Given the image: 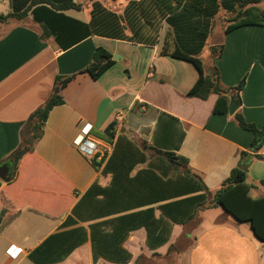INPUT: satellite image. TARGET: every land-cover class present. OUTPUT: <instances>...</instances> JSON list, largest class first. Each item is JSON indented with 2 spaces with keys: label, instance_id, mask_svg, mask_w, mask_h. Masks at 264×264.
Masks as SVG:
<instances>
[{
  "label": "crops",
  "instance_id": "1",
  "mask_svg": "<svg viewBox=\"0 0 264 264\" xmlns=\"http://www.w3.org/2000/svg\"><path fill=\"white\" fill-rule=\"evenodd\" d=\"M10 11L9 1L0 0V15ZM76 13L83 20L72 17L89 22L90 10ZM167 31L164 23L154 46L92 36L61 51L52 39H42L32 16L0 22V166L9 164L11 174L8 183L0 179V264H34L30 253L50 236L77 227L85 230L83 244L51 264H115L94 262L90 222L62 228L95 181L103 187L111 181L94 167L96 159L74 144L88 124L108 156L107 129L113 124L116 138L125 133L145 146L186 157L213 194L235 168L247 165L250 197H264V160L253 158L254 135L236 120L241 115L259 129L264 125V27L227 34L226 27L215 33L214 23L203 50L209 48L210 56L201 58L206 75L219 72L225 93H211L206 100L188 96L200 77L198 69L162 55ZM219 46L221 54L214 55L212 49ZM99 47L112 54L114 64L95 80L86 69ZM58 76H74L62 90L64 104L51 111L42 138L15 167L11 156L23 144L32 114L51 97ZM223 96L229 105L237 100L233 115L224 112ZM258 154L264 156V145ZM146 240L144 228L131 232L124 243L132 255L129 264H264V242L250 223L237 221L222 207L204 208L188 225L174 226L169 242L157 250H150ZM58 248L56 243L49 247Z\"/></svg>",
  "mask_w": 264,
  "mask_h": 264
},
{
  "label": "trees",
  "instance_id": "2",
  "mask_svg": "<svg viewBox=\"0 0 264 264\" xmlns=\"http://www.w3.org/2000/svg\"><path fill=\"white\" fill-rule=\"evenodd\" d=\"M8 1L11 11L0 15V22L32 16L41 27L42 39H52L54 48L61 51H67L92 36L154 46L166 23L168 31L161 53L190 62L198 69L200 77L188 96L202 100L208 99L211 93H225L219 72L206 75L201 58L213 32L215 18L221 12L227 14L225 21L232 25L226 33L245 26L264 27V10L260 6L264 0H129L121 14L94 2L89 22L67 14L83 10L75 0ZM222 50L223 46H219L212 52L216 55ZM113 64L112 54L99 47L86 72L97 80ZM73 78L58 76L49 100L30 117L23 144L11 156L15 167L42 138L51 111L64 104L62 90ZM244 84L245 80L235 90L240 92ZM228 101V97H222L226 113L229 111ZM236 120L240 128L254 135L250 146L255 153L253 158L264 160V156L258 154L264 145V125L259 129L247 123L241 115H236ZM114 127L112 124L107 129L111 154L100 162L92 160L96 169L102 168L103 176H111L110 183L103 187L95 181L81 196L62 227L90 222L94 262L105 260L129 264L132 255L124 248V243L131 232L144 228L146 245L154 251L169 242L174 226L188 225L198 211L209 207H222L237 221L250 223L255 236L264 242V197H250L246 171L239 166L235 168L221 189L213 194L203 178L191 169L186 157L148 145L142 147L138 140L125 133L116 138ZM84 235L82 227L56 233L30 253L29 258L34 264L62 262L83 244ZM54 243L59 247L55 251L49 249Z\"/></svg>",
  "mask_w": 264,
  "mask_h": 264
},
{
  "label": "built area",
  "instance_id": "3",
  "mask_svg": "<svg viewBox=\"0 0 264 264\" xmlns=\"http://www.w3.org/2000/svg\"><path fill=\"white\" fill-rule=\"evenodd\" d=\"M76 148L86 157L96 160H103L109 154L108 149H106L103 144L92 137V126L85 125L80 134L74 141ZM105 148V149H104ZM18 253L22 252L21 249L17 250ZM11 256H15L13 249L9 250Z\"/></svg>",
  "mask_w": 264,
  "mask_h": 264
},
{
  "label": "rangeland",
  "instance_id": "4",
  "mask_svg": "<svg viewBox=\"0 0 264 264\" xmlns=\"http://www.w3.org/2000/svg\"><path fill=\"white\" fill-rule=\"evenodd\" d=\"M77 3H80L82 5L83 10H90L92 7V4L94 2H100L105 7H107L109 10L114 11L118 14H121L127 5L129 0H117L116 2H113L111 0H75ZM264 4V3H263ZM223 12L219 14L218 17L215 18V33L220 32L224 27H226V30L232 25L229 22H226L225 19L228 18L227 14L225 15ZM70 15L82 19L84 18V15L76 13V12H70ZM229 34V33H227ZM212 41V40H211ZM210 50L207 48L201 57H208L210 56ZM140 146L144 147L145 145L143 143L140 144ZM7 205V202L5 203V206Z\"/></svg>",
  "mask_w": 264,
  "mask_h": 264
},
{
  "label": "water",
  "instance_id": "5",
  "mask_svg": "<svg viewBox=\"0 0 264 264\" xmlns=\"http://www.w3.org/2000/svg\"><path fill=\"white\" fill-rule=\"evenodd\" d=\"M239 108L238 102L235 98L231 99L230 105H229V114L233 115ZM239 168L243 171H248L247 165H240ZM0 179L8 183L11 180V174H10V165L4 164L0 166Z\"/></svg>",
  "mask_w": 264,
  "mask_h": 264
}]
</instances>
